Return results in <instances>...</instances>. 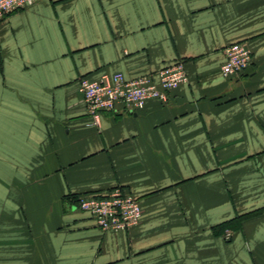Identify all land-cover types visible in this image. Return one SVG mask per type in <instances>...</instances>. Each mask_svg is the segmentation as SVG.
<instances>
[{
  "label": "crops",
  "instance_id": "crops-1",
  "mask_svg": "<svg viewBox=\"0 0 264 264\" xmlns=\"http://www.w3.org/2000/svg\"><path fill=\"white\" fill-rule=\"evenodd\" d=\"M237 42L253 61L225 77ZM179 60L166 103L96 124L81 78ZM116 187L141 203L127 231L69 201ZM0 264H264V0H36L1 22Z\"/></svg>",
  "mask_w": 264,
  "mask_h": 264
},
{
  "label": "built area",
  "instance_id": "built-area-1",
  "mask_svg": "<svg viewBox=\"0 0 264 264\" xmlns=\"http://www.w3.org/2000/svg\"><path fill=\"white\" fill-rule=\"evenodd\" d=\"M36 0H0V23L10 14L25 10ZM226 59L221 70L225 77L241 76L253 61V52L246 42H237L225 48ZM186 62L179 60L155 73L128 79L121 72L103 74L98 79L83 77L79 91L96 124L104 111H113L123 105L130 112L143 109L153 99L166 103L172 91L188 82ZM88 213L104 232L127 231L139 224L141 203L123 187L107 194L81 196L76 204ZM230 236V234H228Z\"/></svg>",
  "mask_w": 264,
  "mask_h": 264
},
{
  "label": "trees",
  "instance_id": "trees-1",
  "mask_svg": "<svg viewBox=\"0 0 264 264\" xmlns=\"http://www.w3.org/2000/svg\"><path fill=\"white\" fill-rule=\"evenodd\" d=\"M80 197L81 196H74V197H72L73 199L71 198L72 200H70V198H69V201H74L77 204ZM248 215L240 217V218H235L231 222H228L223 228H233V227H235V224L237 225L242 219H245L247 217H251L252 216V214H248Z\"/></svg>",
  "mask_w": 264,
  "mask_h": 264
},
{
  "label": "rangeland",
  "instance_id": "rangeland-1",
  "mask_svg": "<svg viewBox=\"0 0 264 264\" xmlns=\"http://www.w3.org/2000/svg\"><path fill=\"white\" fill-rule=\"evenodd\" d=\"M224 54H225V49H224ZM225 59H226V55H225ZM176 63V62H175ZM169 66V65H168ZM166 67V66H165ZM187 69V68H186ZM222 71V70H221ZM107 74V73H106ZM74 210H75V207H74ZM83 212V211H82ZM85 213V212H84ZM86 214H88V213H86ZM91 219H93L92 217H91ZM94 220V219H93ZM228 234H230L229 232L226 234V238L227 239H230V236H228Z\"/></svg>",
  "mask_w": 264,
  "mask_h": 264
}]
</instances>
